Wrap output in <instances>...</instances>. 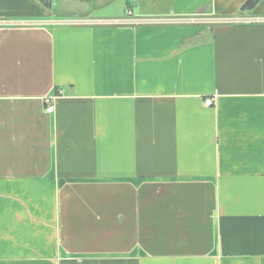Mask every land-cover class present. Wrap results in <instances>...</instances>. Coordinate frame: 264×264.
I'll list each match as a JSON object with an SVG mask.
<instances>
[{"label":"crops","instance_id":"obj_1","mask_svg":"<svg viewBox=\"0 0 264 264\" xmlns=\"http://www.w3.org/2000/svg\"><path fill=\"white\" fill-rule=\"evenodd\" d=\"M246 1L0 0V264H264Z\"/></svg>","mask_w":264,"mask_h":264},{"label":"built area","instance_id":"obj_2","mask_svg":"<svg viewBox=\"0 0 264 264\" xmlns=\"http://www.w3.org/2000/svg\"><path fill=\"white\" fill-rule=\"evenodd\" d=\"M209 22L210 20L204 18V17H190V18H184V19H154V18H143V17H136L134 14H133V11L130 9L128 10L127 12V15L121 19V20H118L117 22L121 23V24H131V25H135V24H143V23H166V22H169V23H195V22ZM211 21H219V20H211ZM221 22H224V20H220ZM232 20H226V22H230ZM215 98L216 96L214 97H207L205 98V104L207 106H212L214 103H215ZM49 104H47V108L46 110L48 112H53L54 109H55V106L51 103V101L48 102Z\"/></svg>","mask_w":264,"mask_h":264},{"label":"water","instance_id":"obj_3","mask_svg":"<svg viewBox=\"0 0 264 264\" xmlns=\"http://www.w3.org/2000/svg\"><path fill=\"white\" fill-rule=\"evenodd\" d=\"M260 0H247L243 6H242V10H251L252 8H254L257 3L259 2Z\"/></svg>","mask_w":264,"mask_h":264},{"label":"rangeland","instance_id":"obj_4","mask_svg":"<svg viewBox=\"0 0 264 264\" xmlns=\"http://www.w3.org/2000/svg\"><path fill=\"white\" fill-rule=\"evenodd\" d=\"M68 10H75V9H74V2L71 1V3H70V7H68ZM232 21H234V20H232ZM209 23H210V22H209ZM213 23H219V22L216 21V22H212V23H210V24H213Z\"/></svg>","mask_w":264,"mask_h":264}]
</instances>
